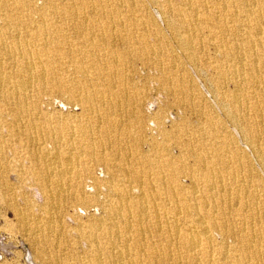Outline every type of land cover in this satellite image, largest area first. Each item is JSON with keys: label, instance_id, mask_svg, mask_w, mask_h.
I'll return each instance as SVG.
<instances>
[{"label": "rangeland", "instance_id": "rangeland-1", "mask_svg": "<svg viewBox=\"0 0 264 264\" xmlns=\"http://www.w3.org/2000/svg\"><path fill=\"white\" fill-rule=\"evenodd\" d=\"M97 1L104 5V1L109 0ZM125 1H131L135 7L130 10L124 8L114 15L113 20L120 21L122 34L132 38L130 41L121 42L118 39L101 40L98 27L101 21L89 13L92 5L78 6V14L72 16L69 13V6L72 4L70 0H24L29 7L21 13L24 21L40 22L44 19L51 28H58L61 36L72 46L71 54L60 52L54 64L68 62L71 65L66 68L67 75L80 80L81 74L76 71L78 67L87 68V59L84 57L87 52L95 58V64L100 63L107 67L105 72L113 73L115 79L113 82H103L109 90L108 94L102 97L104 103L101 97L91 95L93 103L97 104V111L104 116L102 121L89 125L96 141L92 144H101L100 147L94 148L93 155L86 153L85 145H81V153L77 152L75 156L65 148L64 144L72 137L64 126L74 121L80 109L73 106L65 95L57 93L55 88H48L37 97L36 93L31 94L29 97L36 98L29 102L28 116L15 123L11 116V104L0 94V264L86 262L89 246L86 240L79 236L78 229L83 232L89 224L102 219L97 205L115 194V188L124 186L127 177L123 176L120 169L116 166H106L110 159H115L113 151L120 148H130L136 152L135 157L143 160L138 170L152 174L147 179L153 184L159 180L156 175L167 184L175 177L173 186L176 195L184 199L192 197L194 193L197 197L209 194L208 184L205 183L207 181L201 176L203 164L198 159L199 154L205 157L206 161L217 160L222 163L223 166H216L220 170L219 182L222 188L234 193L240 186H249L241 196H246L245 199L249 202L257 203L263 208L259 220L262 224L259 225L257 218L249 220L252 232L237 234L236 237L239 238L233 242L228 239L225 248L227 253L216 245L210 251V260L198 254L195 263L191 264H264V166L249 147L247 138L242 137L244 135L240 130L231 124L223 105V99L228 100L232 91L234 80L232 45L244 44L239 33L229 27L230 23L224 24V21L231 22L227 14H216L217 8L220 7L216 5V0H193L197 3L198 14L197 21L190 26L194 47L192 51L184 50L179 45L186 27L173 11L182 9L183 0ZM54 5L56 9L52 8ZM236 8L238 9L239 5H236ZM85 20L87 21L84 23ZM237 23L233 22L231 25L234 24L238 28ZM92 33L96 34L92 36V40L84 38ZM156 38L162 40V50L157 49L158 45L154 42ZM147 45L152 47L151 54L142 50ZM111 51L123 54L125 58L115 64L110 59ZM263 56L264 52H261L260 57ZM249 70L250 66H247L244 72ZM260 71L262 86L258 84L259 92L255 95L246 94L242 102L251 104L247 106V112L251 115L256 112L261 114L254 119L259 127L262 124L260 129H264V67H261ZM7 75L9 77V74L4 77L7 78ZM221 76H224V79ZM103 86L101 85L100 89H103ZM89 93L93 91L89 90ZM108 98L116 102L118 100L120 112L106 108ZM256 102L259 106L254 108L252 104ZM210 123H217L219 129L210 131ZM36 131L43 132L46 137H40ZM57 140L63 142V145H59ZM193 141H199L201 146L183 150L179 145L182 142H191L190 146H193ZM213 141L223 142V147L217 153L212 146ZM131 159L134 157L129 161ZM44 162L50 164L48 172L42 167ZM240 163L246 168H242ZM179 164L182 167H179ZM169 165L173 170L166 168ZM157 172L159 174H156ZM110 174L115 176L113 182H109ZM76 175L79 176L78 182L72 179ZM191 181L194 183V192L187 187ZM57 186L63 190L60 201L55 197L54 188ZM132 189L133 195L139 193L138 186ZM144 189L158 197L169 195L164 189L156 187H153V190L148 187ZM17 212L23 213L28 223L34 227L36 237L43 244V254H38V250H35L29 241L28 229L22 226ZM241 239L243 243L239 244ZM215 240L219 242L220 239L215 236Z\"/></svg>", "mask_w": 264, "mask_h": 264}, {"label": "bare ground", "instance_id": "bare-ground-1", "mask_svg": "<svg viewBox=\"0 0 264 264\" xmlns=\"http://www.w3.org/2000/svg\"><path fill=\"white\" fill-rule=\"evenodd\" d=\"M70 1L72 4L69 6V10L71 11L69 13L72 16L78 14V6L92 5L89 13L93 16V18H99V21H101V25L98 26L100 27L99 33L100 38H102L101 40L118 39V41L126 42L128 40L130 41L132 38L131 36L122 34V23L120 21L113 20L114 15L121 12L124 8L130 10L135 7L131 1L109 0L104 1V5H101L98 1L96 2V0ZM216 1V5L220 6L217 8L218 11L216 14L218 16H224L225 14L229 16L231 22L224 21V24L227 25L230 23L229 27L233 29V31L235 29L239 33V37L244 43L243 45L235 43L232 45L231 50L234 52L232 76H234V80L232 81V91L228 95V100L223 99V105L231 124L240 130V132L244 135L242 137L247 138L249 141V147L254 152L257 160L262 166H264V129H260L262 124L261 127H259L258 123H255L256 120L254 119V117H259L261 114L256 112L251 115L247 112V106H251V104L245 103V101L242 102V99L244 100L246 94L255 95L259 92L258 84L261 83L260 68L264 67V56L260 57V53L264 52V0ZM25 3L26 2H24V0H0L1 97L7 103L11 104V116L15 123L20 118L26 115L28 116L30 111V100L36 98L37 95L42 94V92L48 88H55L57 93L65 95L67 100L73 104V106H77L80 109L79 114L75 113L76 116L74 121L71 122V124L64 126L67 132H69L68 135L75 138L68 139L67 143L64 144L65 148H67L68 152L74 154L75 156V153L80 152L83 149V146L81 145H85L84 149L86 150V153L91 155L95 152L94 148L100 147L101 144H92L96 141H94V135L89 130V125L92 122L102 121L104 118V116L97 111V104L93 103L91 95L101 97L100 99L104 103L102 97L106 96L109 90L103 82H113L115 75L110 71L105 72L107 67L103 64H95V58H93L92 55L89 56L87 52H85V55L83 54L88 61H85V63H87V68L78 67L76 71L81 74L80 80L67 75L66 68H68L71 64L63 61L59 64H54V60L60 52L71 54L72 46L67 43L64 36H61V31L58 28H51V26L44 21V19L40 22L24 21L21 13L25 11V8H29ZM182 5V9L173 10L180 18L181 23L184 24V27H186L184 30V37L180 41L179 47L181 46L184 50H191L194 47V39L190 26L197 21V3L195 4L193 0H183ZM236 5H239L238 9L236 8ZM52 8L56 9V6L54 5ZM53 14H55V12H53ZM212 17L213 16L211 14V18ZM87 20H85L84 23ZM233 22H238V28H236L234 24L231 25ZM220 24L223 23L220 22ZM92 36H96V34H87L84 38L92 40ZM159 38H156L154 42L158 45L157 49L162 50L164 45L162 40ZM142 50L143 52L146 51L147 54H151L153 52L151 45L145 46ZM111 52L112 56H110V59L112 62L114 61L115 64H117L120 59L125 58V55L123 54L118 52L115 53L114 51ZM247 66H250V70L246 73L244 70ZM6 74H9V77L7 75V78H5L4 75ZM223 77L222 79H224ZM101 85H104L105 87L103 86V89H100ZM222 85L224 84L222 83ZM260 85L262 86V84ZM89 90L93 91V93H89ZM33 93H36V97H29ZM189 98L190 97H188V99ZM117 102L112 101L109 98L106 99V108L112 111H119L118 108H120V106ZM252 106L257 108L259 105L256 102V104L254 103ZM29 121L33 122V120ZM27 128H29V125ZM217 129H219V125L217 123H210V131L214 132ZM35 133L40 137H42V135L46 137L43 132L36 131ZM134 134L135 133H133V135ZM126 140L127 139H125V142ZM57 142L59 145L63 143L59 140H57ZM190 144L192 143H179L183 150L199 148L201 146L199 141H193V146H190ZM107 145L109 144L107 143ZM212 146L217 153L223 147V142L213 141ZM113 156L115 159H110V163H107L106 166L118 167L123 176L127 178L124 186L121 188H115V194L108 196V198H105L102 202L100 201L101 203L97 205V209H99L102 213V219L89 224L83 232L81 229H78L79 236L84 238L88 244L87 246H89V254L85 257L86 262L81 264H191L195 263L197 260L196 256L198 254L207 257L208 260L210 258V251L216 245L220 250H225V248H227L226 244L228 239H231L233 242L239 238L236 237L238 236L237 234H247L252 232L251 226H249V220L257 218L259 225L262 224V221L259 220L260 211L263 208L257 203L252 201L249 202V200L245 199L246 196H241V194L246 192L245 188L249 186L245 188L240 186L238 187L240 190L237 188V191L234 193L222 188L220 184L221 182H219L221 175L219 173L220 170L216 167L222 163L217 160H214L216 162L206 161L204 160L205 157L199 154L198 159H200V162L203 164L201 165V176L207 181L205 183L208 184L207 192L209 194L207 196L197 197L194 196V193L192 197L184 199L176 195L177 192L173 186L176 181L175 177H172L171 182L167 184L165 183L166 181H161L159 175H156L159 174V171L156 174L154 173V177L156 175V178L159 179L158 182H155L156 184L148 181L147 178H149L152 174H146V172L142 169L138 170V167H140L143 160L135 157L136 152L132 151L130 148L115 149L113 151ZM133 157L134 159L129 161V159ZM43 164L44 165L42 167H44V170L48 172L50 164H45V162ZM180 165L181 164H179V167ZM239 165L242 168H246V166L242 163ZM166 168L173 170L171 165L168 167L166 166ZM110 175V177L107 175L110 178L109 182H113L115 176L113 177L112 174ZM72 179L75 180V182H78L79 176L77 177L76 175ZM189 185L190 186L187 184V187H190L194 192V183L191 181ZM59 186H57L56 189L54 188L55 197L58 201L61 200L63 194V190ZM135 186L140 188L138 189L139 193L137 195H133L131 193V190H133L132 188ZM144 187H148L150 189L152 188V190L153 187L164 189L169 195L158 197L154 194L147 193V189L145 190ZM50 201L51 200L48 199V202ZM17 215L20 216L17 217L20 219L22 226L25 229H28L27 237L29 241L34 246L35 250H38V254H43V244L39 238L36 237L33 229L34 227L28 223L23 213L17 212ZM215 236L220 239L218 240L219 242H216ZM242 243L243 241L241 239L239 244Z\"/></svg>", "mask_w": 264, "mask_h": 264}]
</instances>
